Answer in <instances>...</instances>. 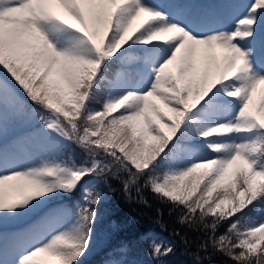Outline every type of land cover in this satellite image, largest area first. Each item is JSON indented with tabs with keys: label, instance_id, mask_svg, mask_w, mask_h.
I'll return each instance as SVG.
<instances>
[{
	"label": "snow or ice",
	"instance_id": "1",
	"mask_svg": "<svg viewBox=\"0 0 264 264\" xmlns=\"http://www.w3.org/2000/svg\"><path fill=\"white\" fill-rule=\"evenodd\" d=\"M20 118L33 129L5 143ZM111 179L202 249L264 264V0H0V264H81Z\"/></svg>",
	"mask_w": 264,
	"mask_h": 264
},
{
	"label": "trees",
	"instance_id": "2",
	"mask_svg": "<svg viewBox=\"0 0 264 264\" xmlns=\"http://www.w3.org/2000/svg\"><path fill=\"white\" fill-rule=\"evenodd\" d=\"M72 149L80 160L81 150L75 145ZM100 187L102 199L96 206L97 221L100 224L106 222L112 231L109 230L98 251L92 252L93 257H88L92 258L90 261L93 264H98L104 256L120 251L125 253L128 264H233L227 256L214 251L211 246L202 249L200 244L206 239L205 234L180 224L178 217L181 213L177 210L170 213L171 205L162 203L149 189H144L140 194L132 189L130 194H125L120 179H111ZM80 195L78 190L66 199L74 202ZM260 206L255 205L256 208ZM226 228L227 222L219 227L217 234ZM152 234H158L172 245L173 251L168 256L156 259L151 255L150 241L145 237ZM121 245L125 249L122 250Z\"/></svg>",
	"mask_w": 264,
	"mask_h": 264
},
{
	"label": "rangeland",
	"instance_id": "3",
	"mask_svg": "<svg viewBox=\"0 0 264 264\" xmlns=\"http://www.w3.org/2000/svg\"><path fill=\"white\" fill-rule=\"evenodd\" d=\"M152 2L160 3V2H163V0H152ZM191 2L193 3V0H191ZM247 2L248 0H216L215 6L210 9L222 8L223 5H226L229 3L235 4V5H241ZM196 6L199 7V5H196ZM223 10L233 11V9H223ZM234 10L239 11L240 9H234ZM15 121L10 122L5 131V134L3 137L5 143H10L15 138L26 136L34 127V123L31 121L30 118H21L19 119V122L17 123ZM95 221L97 222V224H94V227H93L92 243H91L88 253L85 256H83L82 260L88 257L92 251H95L96 249H98L101 246L104 239L108 237L109 230L112 231V227L109 228L106 222H104V224H100L97 221V217ZM15 223L17 222L9 221L5 226L8 228V225H12ZM17 228L19 227L8 228L6 229V231L11 232Z\"/></svg>",
	"mask_w": 264,
	"mask_h": 264
}]
</instances>
